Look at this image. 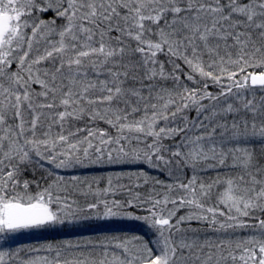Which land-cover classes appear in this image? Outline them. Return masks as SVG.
<instances>
[{
  "label": "rangeland",
  "instance_id": "374dc122",
  "mask_svg": "<svg viewBox=\"0 0 264 264\" xmlns=\"http://www.w3.org/2000/svg\"><path fill=\"white\" fill-rule=\"evenodd\" d=\"M38 1L0 0V17L8 20L0 43V264H13V260H19L18 264H60L54 261L56 257L45 258L35 249L21 258L14 257L10 249L47 236L73 245L103 232L146 233L155 252L149 263H142L139 247L129 255L130 243L120 247L121 243L115 250L118 254L109 251L113 258L103 264H264V220L258 224L245 221L264 209V87L251 88L248 83L250 74L264 72V57L244 54L243 49L244 40L256 39L255 32L264 36V0H42L45 6L37 14L49 11L47 19L56 14L60 20L52 23L57 25L40 15L30 17L29 10L40 7ZM112 4L125 11L135 6L137 16L144 9L156 17V37L166 52L165 66L170 72L159 69L164 82L150 85L145 97L151 96L156 105V122L151 125L163 121L161 132L181 134L174 150L191 175L184 180L185 172H180L182 181L179 176L176 182L180 194L173 193V188L168 196L188 199L185 214L183 208H177L171 212L174 220L170 215L149 219L108 210L65 216L62 209L51 210L55 219L47 225L7 229L5 213L11 205L48 207L47 190L31 194L23 184L27 170L42 169L49 178L71 185L85 183L105 168L146 166L139 160L123 162L120 155L112 156L116 150L102 132L87 131L80 137L79 129L66 122L65 113H54L56 98L48 101L35 89L43 83L58 89L56 85H63L61 76L80 68V58L91 56L106 62L114 54L94 30L102 8ZM166 12L169 16L160 20ZM139 16L136 19L142 26ZM260 35L256 41L264 40ZM206 42H211L219 56L209 65L204 59L209 49ZM239 44L242 50L233 59L229 50ZM220 51L231 62L225 64ZM64 55L72 62H64ZM9 56L19 59L17 71L9 70ZM209 67L220 68L215 70L221 76L218 79L232 78L235 89L201 107L196 97L205 93L195 85L201 81L193 74L211 80L213 73L205 69ZM84 77L81 85L70 84L65 94L72 109L90 107L94 102L89 97L91 87L96 86L97 78L106 79L90 72ZM142 95L139 92V100ZM110 101L111 97L104 100ZM194 105L201 111L186 129L183 125L192 114L185 109ZM179 118L184 122L177 124ZM169 119L172 121L166 125Z\"/></svg>",
  "mask_w": 264,
  "mask_h": 264
},
{
  "label": "trees",
  "instance_id": "16d2710c",
  "mask_svg": "<svg viewBox=\"0 0 264 264\" xmlns=\"http://www.w3.org/2000/svg\"><path fill=\"white\" fill-rule=\"evenodd\" d=\"M38 4H40V7L36 5L38 8L29 10L30 17L37 18V15H40L41 18L47 19L51 14L49 11L43 12L44 14H37V11L44 7L45 3L40 0ZM102 11L100 20L95 21L96 27H94V30H97L98 40L107 49L113 50L114 54L108 55L106 62L91 56L84 59L80 58V68L75 69L71 74L65 71L66 76H61L59 79L63 82V85H56L59 87L58 89H53L51 85L47 86V83H43L42 86L35 85V89L38 93L44 94L43 96L48 101L51 98H56L54 103L58 105V109L52 112L65 113L69 118L66 122H71L73 126L79 129L80 137L84 138L86 136L84 133L87 131L102 132L104 137L109 139L111 148L116 150V153L112 156L117 157L120 155L124 160L123 162L139 160L147 167L105 168V170L92 174L87 182L71 185L58 182L55 178H49L47 173L37 168V170H32L33 173L29 170L25 171L22 179L23 184L30 189L31 194L36 192L41 194L47 190L48 197L45 202L48 207L55 212L63 209L65 216L108 210L136 214L139 217L149 219L160 215H170L172 217L171 212L173 210L183 208V211L186 209L188 199L183 197L170 199L172 197L169 193L173 191V188L176 190L173 193L181 191L180 186L176 185L178 177L180 176L181 179L182 176L180 172H182L181 174L185 172V176H182L184 180L191 174L190 168L183 166L185 162L181 159V155H178L174 150V145L179 142L181 134L177 136L167 131L161 132L160 127L164 123L163 121L151 125V122H156L154 121L156 118L154 114L156 113L154 111L156 105L151 101V96L145 97L148 93V87L164 82L158 73L159 69L164 73L166 71L170 72V68L165 66L166 52L160 46L157 40L158 36L156 37L157 26L154 24L156 17L152 13L147 14L142 9L139 12L140 16L138 15L142 20L141 26L137 21L138 16L135 13V6L129 7L125 11L123 6L120 8L112 4L107 6L105 10L102 8ZM53 14L52 17L47 19L50 20L51 24L55 20H60L56 14ZM168 16L169 12L163 13L160 20L166 19ZM52 20H54L53 23ZM54 24L57 25L58 23ZM255 35L257 39L260 33L255 32ZM260 37L264 36L260 35ZM256 39L244 40V54L250 53L253 56L264 57V40L256 41ZM205 44V48L208 49L209 47L204 58L206 63L209 65L212 61H218L219 56L211 46V42ZM240 46L239 44L235 46L234 50H229L230 57L234 59V54L237 51V54H239V51L242 50ZM220 52V56L226 61L225 64L231 62L223 51ZM168 56L170 61L173 60L174 57L169 54ZM236 59L238 58L236 57ZM64 62L68 64L72 60L64 55ZM7 64L10 71H17L19 59L9 56ZM205 69L209 73H213L211 74V80L205 75V77H201L193 74L195 78L197 77L201 81V83H195V85H200L201 92L205 93L204 97L198 96L199 99L196 97L197 105L201 107L214 104L216 100L227 97L235 89V84L233 85V82L230 81L232 78L218 79L221 76L215 70L220 71V68L209 67ZM77 71H80L79 75H75ZM85 72L87 74L90 72L97 77L104 76L106 79L97 78L95 80L96 86L91 87L92 90L90 89L91 94L89 97L94 101L93 104H89L90 107L79 106L77 109H72L71 105L65 102V100L67 101L65 94L69 93L70 84L81 85L85 81ZM78 89L80 90L76 87L79 92ZM57 91H61L58 98L54 95ZM139 92L143 94L140 100ZM109 97H111V101L104 102ZM197 105L185 109L193 117V119L191 117L187 119L183 125L186 129L197 113L201 111L196 108ZM171 121L172 119L165 120V124ZM182 122H184L183 118H179L177 124ZM181 166H183L182 169ZM183 183L180 182L179 184ZM181 203L182 205H180ZM202 204L204 205V203ZM182 211H179V213ZM258 212L250 214L245 221H253L254 224H258V220H264V209ZM183 214H185V210L182 212ZM172 220H174V217H172ZM243 224L241 226H244ZM136 239L139 242H135ZM121 243L122 245L130 243L126 249L129 255H133L134 249L139 247V256L141 257L139 261H142V263H149L154 257L155 252L153 251L151 237L141 232L133 234L103 232L101 235L89 236L87 240L75 242L73 245H71V242L59 237L47 236L40 241L12 247L10 252H15V254H12L14 257L21 258L22 255L35 249L42 253L41 255L45 258L52 259L56 257L57 259L54 261L60 264H103L105 260L111 261L114 254L109 255L107 253L112 250L115 251L118 248L117 244L121 245ZM122 245L120 247H124ZM31 246L34 247L31 248ZM144 248L147 249V253ZM143 250L145 253L144 258ZM18 262L19 260H13V264H18Z\"/></svg>",
  "mask_w": 264,
  "mask_h": 264
},
{
  "label": "water",
  "instance_id": "95a60500",
  "mask_svg": "<svg viewBox=\"0 0 264 264\" xmlns=\"http://www.w3.org/2000/svg\"><path fill=\"white\" fill-rule=\"evenodd\" d=\"M8 20L6 16L0 17V43L7 31ZM251 88L264 87V72L252 73L248 77ZM7 229H20L37 225H46L54 221L49 207H34L14 204L6 209Z\"/></svg>",
  "mask_w": 264,
  "mask_h": 264
}]
</instances>
